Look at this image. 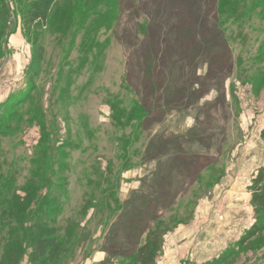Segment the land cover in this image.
<instances>
[{
  "label": "rangeland",
  "instance_id": "rangeland-1",
  "mask_svg": "<svg viewBox=\"0 0 264 264\" xmlns=\"http://www.w3.org/2000/svg\"><path fill=\"white\" fill-rule=\"evenodd\" d=\"M31 1L0 0V264H39L46 237L45 264H132L158 226L156 264H264V231L238 244L264 165V0H57L37 74Z\"/></svg>",
  "mask_w": 264,
  "mask_h": 264
},
{
  "label": "trees",
  "instance_id": "trees-1",
  "mask_svg": "<svg viewBox=\"0 0 264 264\" xmlns=\"http://www.w3.org/2000/svg\"><path fill=\"white\" fill-rule=\"evenodd\" d=\"M57 0H32L24 13V18L29 23V36H33L35 47L34 57L32 59L30 72L37 74L36 68L44 58V48L39 45L38 35L33 31V25L45 26L51 19V13ZM3 33L0 32V36ZM207 46L209 43H205ZM31 85L35 83V79L31 78ZM23 96L20 97L19 103L23 102ZM2 106H7L4 103ZM10 116L0 115V131L8 132L12 130ZM264 138V131L262 132ZM252 197L251 203L254 208L257 222L245 233L238 244L242 245L256 238L264 228L258 223L264 221V165L259 167L254 174L252 184L249 187ZM167 234L166 228L160 226L152 228L148 231L145 242L137 249L133 256L132 264H156L157 257L163 248L164 237ZM63 248V241L57 237L40 238L35 241L33 259L39 264H45L49 259L55 257Z\"/></svg>",
  "mask_w": 264,
  "mask_h": 264
}]
</instances>
